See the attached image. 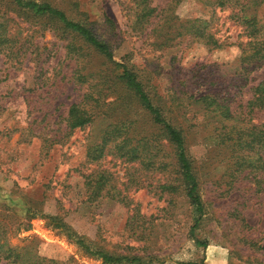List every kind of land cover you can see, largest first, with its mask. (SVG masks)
<instances>
[{
  "label": "rangeland",
  "instance_id": "374dc122",
  "mask_svg": "<svg viewBox=\"0 0 264 264\" xmlns=\"http://www.w3.org/2000/svg\"><path fill=\"white\" fill-rule=\"evenodd\" d=\"M35 1L91 27L111 46L116 61L141 76L166 111L176 112L192 96L214 93L228 99L233 112L245 110L250 87L264 79V67L250 74L247 85L239 79L246 29L234 18L237 9L217 6L216 0ZM146 7L157 10L139 19ZM259 14L264 18V4ZM196 20L210 28L221 47L190 36L187 30ZM168 26H175L171 35L161 36ZM0 35V213L6 207L20 216L28 207L37 213L31 230L12 243L23 245V239L34 237L47 258L104 264L39 217L59 215L92 246L152 257L158 260L154 264H264V194L250 181L227 185L233 159L210 126L187 130L204 206L200 215L177 180L171 148L159 128L132 93L115 82L119 69L114 63L87 45L78 55L70 52L71 34L55 21L22 14L11 0H0ZM79 71L103 83L106 96L100 117L69 131V108L87 92L88 83L77 79ZM184 107L190 125L207 116ZM253 121L264 124V110L256 111ZM130 122L133 134L161 139L167 167L126 161L111 147L101 156L92 150L95 160L88 155L108 126ZM99 176L107 178V187L92 197L87 181ZM0 264L8 262L0 259Z\"/></svg>",
  "mask_w": 264,
  "mask_h": 264
},
{
  "label": "trees",
  "instance_id": "16d2710c",
  "mask_svg": "<svg viewBox=\"0 0 264 264\" xmlns=\"http://www.w3.org/2000/svg\"><path fill=\"white\" fill-rule=\"evenodd\" d=\"M11 2L19 7V12L26 16L57 22L59 28L72 35V41L68 44L70 52L78 55L79 52L85 50L84 45H87L118 67L119 73L115 75V82L121 85L127 93H132L133 97L150 115L152 124L159 128L160 135L171 148V161L177 173V180L181 182L186 196L196 206L200 215L204 212V206L199 194L198 178L187 149V130H190L192 126L197 127V129L202 126L205 128L210 126L211 132L218 137L219 142L227 149V153L233 159L231 179L227 185L233 186L239 182L250 181L256 184V192L264 194V124L257 125L253 121V114L256 111L264 110V79L250 87L251 97L245 104V110L238 112H233L228 104V99L217 93L204 94L195 99H193L195 96H192L187 104L184 103V106L190 105L192 109L204 111L207 116L202 121H198L196 125H190L186 123L190 119L186 118L187 110L183 105H180L183 109L178 108L173 113L155 103L141 76L133 71L128 64L116 61L111 46L96 35L91 27L74 22L67 17L64 11L48 2L35 0H11ZM215 2L220 7L231 6L233 9H237L234 18L246 29L247 40L243 45H240L239 64L242 67V73L239 74V79L247 85L250 74L257 68L264 67V18L259 14V8L264 4V0H216ZM156 10V7H146L139 15V19H148L147 17L152 16ZM107 20L111 21L110 19ZM199 23L201 22L196 20L195 24L192 25L194 29L187 30L190 36L195 37L200 40L198 42L205 45L221 47L222 44L215 38L210 28L207 26L203 28ZM174 27L168 26L167 30L162 27L161 31L166 33L161 34V36L171 35ZM77 74L78 81L87 82L88 86L83 99L78 103H73L69 108L66 117L69 131L91 125L96 118L100 117L104 96H106L103 83L95 81L94 78L90 81L93 75L89 76L81 71ZM177 113H181L180 116L182 117L179 123L175 121ZM132 124L130 122L128 127L108 126L101 142L90 147L88 155L95 160L96 156L93 153H100L99 156H101L105 149L111 147L118 157L126 161L147 165L159 164L160 162L164 167H167L170 162L161 160L168 158L162 155L164 145L160 143L162 142L161 139L155 140V136L152 135L133 134ZM152 142H154L153 147ZM107 182L108 180L104 176L87 181V185L92 190V197L100 196L107 187ZM36 214L32 207L25 209L21 216L15 213L11 207H6L3 213H0V259L8 262V264H79L73 257L59 261L42 256L38 252V245L34 237L23 239V245L12 243V239L31 230V221L35 219ZM39 217L45 218L49 226L66 236L85 255L101 260L104 264H154L158 262L152 257L147 259L138 255L115 254L103 248L94 247L85 239L77 236L59 215L41 214ZM193 228L191 234H194ZM198 243L202 246L207 245L206 242L198 241ZM180 264L205 263L187 262Z\"/></svg>",
  "mask_w": 264,
  "mask_h": 264
}]
</instances>
